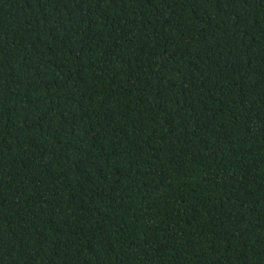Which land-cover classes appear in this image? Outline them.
<instances>
[{"label": "trees", "instance_id": "obj_1", "mask_svg": "<svg viewBox=\"0 0 264 264\" xmlns=\"http://www.w3.org/2000/svg\"><path fill=\"white\" fill-rule=\"evenodd\" d=\"M0 264H264V0H0Z\"/></svg>", "mask_w": 264, "mask_h": 264}]
</instances>
